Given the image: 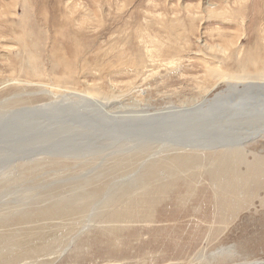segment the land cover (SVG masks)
Here are the masks:
<instances>
[{"label": "rangeland", "instance_id": "rangeland-1", "mask_svg": "<svg viewBox=\"0 0 264 264\" xmlns=\"http://www.w3.org/2000/svg\"><path fill=\"white\" fill-rule=\"evenodd\" d=\"M247 82L264 0H0V264L264 261V176L236 207L210 180L222 147L264 162L262 127L184 118Z\"/></svg>", "mask_w": 264, "mask_h": 264}, {"label": "bare ground", "instance_id": "bare-ground-1", "mask_svg": "<svg viewBox=\"0 0 264 264\" xmlns=\"http://www.w3.org/2000/svg\"><path fill=\"white\" fill-rule=\"evenodd\" d=\"M228 85L229 86H227V88L221 93H217V94L215 93L212 99H209V100L205 99L202 102L203 104H200V106L194 109V111L192 110L190 111L189 109H187V111L184 112L186 115V116L183 115L184 118L191 116V115H188L190 114L189 112L196 114L197 115L196 117H201L202 119L200 121H198L197 123L196 122L194 123V128L199 129V130H214L211 128L210 125L219 122V123L227 125L228 128L227 127L225 128L227 129L225 130L226 132H232L233 131L232 129L236 126L237 128L235 129V131L243 132L245 136L248 134V130H247L248 127L252 129L262 127L261 132H264V83H256V82L242 83L241 91H238V92L237 90L240 88V85L238 83H230ZM230 90L235 91L234 93L241 94V97L235 98L236 95L231 97V95L228 94ZM224 93H227L228 97L223 96ZM252 93L256 95L252 96ZM247 97H251L255 99L259 98L260 100L257 102H252L253 99H248ZM226 98H228L227 102L225 101ZM232 107H235V110L227 111L225 113L216 114V111H214L216 109H218L217 111L219 110L225 111ZM220 115H226V116L222 118V117H219ZM233 118H236V119L228 120V119H233ZM231 126H234V127H231ZM212 127L214 128V125ZM247 136H251V135L248 134ZM213 141L215 142L216 140H213ZM175 144H178V143H175ZM184 144H186V146H188V148H191V149H194L195 148L194 146L208 148L212 150L218 147V145H215V143H211L208 141L203 142V141H198V140H193L191 142H185ZM184 144L180 146H183L184 149H186ZM243 144L244 143L241 142L239 145H236L238 146L237 148L228 147V146L222 147L223 149L222 152L224 151L225 152L223 153L224 155L221 156V160L223 161L225 160L227 163L225 164L220 163L221 166L217 170L222 169V168L223 169L219 171H215L216 174L210 177V180L213 181V184L216 189L220 191L221 189L223 190L226 189L225 192L223 191H221V193L218 192L220 193V195L216 197V201L218 203L219 202L223 203L226 201V203L230 207L235 204L236 200H239L238 199L239 193H240L239 190L247 186L246 184L248 183V180L251 181L252 185L253 184L255 185L254 188H256L257 187L256 185L261 184L260 183V181L262 180L261 176H264V162L260 160L261 158H258L257 156L253 154H252L253 163L256 166L251 162L245 164V169L247 173H243L242 170H240L239 168H238V171L237 169H235L236 165L239 163H242L241 161L244 159L245 149L243 148ZM176 148L179 150V147H176ZM225 170L227 171L224 172ZM228 182H231V183H228ZM222 184H225V185H222ZM227 194H228V197L226 196ZM241 201H242V197H241L240 202ZM226 203L224 205H226ZM238 204L239 202L237 203V205ZM134 212L135 211L133 210L132 211L128 210L126 212L124 210L121 213V215L123 214H126L127 216L130 214L133 215ZM245 264H264V261L260 260V261H254L251 263H245Z\"/></svg>", "mask_w": 264, "mask_h": 264}]
</instances>
